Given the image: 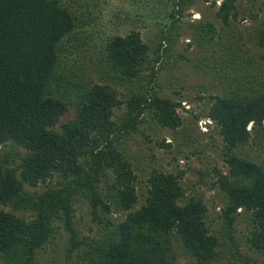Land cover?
Wrapping results in <instances>:
<instances>
[{
    "label": "trees",
    "instance_id": "trees-1",
    "mask_svg": "<svg viewBox=\"0 0 264 264\" xmlns=\"http://www.w3.org/2000/svg\"><path fill=\"white\" fill-rule=\"evenodd\" d=\"M99 2L0 0V264H39L58 228L64 255L48 264H264V159L246 152L264 150V0L255 9L221 0L216 25L185 24L184 50L200 55L192 66L209 68L217 82L207 95L197 88L202 108L189 113L221 142L223 172L212 167L197 180L209 177L220 195L218 228L201 196L185 193V171L156 168L139 180L125 152L142 124L178 134L183 86L173 99L158 79L185 56L169 59L164 30L150 44L133 29L101 31ZM191 3L166 0L171 32ZM155 145L170 148L163 139ZM82 206L80 231L74 218ZM240 223L259 261L241 260Z\"/></svg>",
    "mask_w": 264,
    "mask_h": 264
},
{
    "label": "rangeland",
    "instance_id": "rangeland-1",
    "mask_svg": "<svg viewBox=\"0 0 264 264\" xmlns=\"http://www.w3.org/2000/svg\"><path fill=\"white\" fill-rule=\"evenodd\" d=\"M100 23L98 29L111 33L118 28L119 33H125L129 30H136L140 33L143 42L150 44L153 36L158 31L164 30L172 39V45L169 50L170 60H174L177 55H184L185 60H177L175 66L169 71H164L158 79V83L162 85L165 91L161 93L167 97L175 99L172 91L178 90V84L183 86L181 106L184 110H177L178 115L182 121V127L176 135L164 129H157L151 123H145L139 126L137 133L131 135L125 144V152L130 156L133 168L139 180H144L151 169L159 168L162 171H185L182 179V187L186 194L199 195L207 206L208 213L206 220L210 221L212 226H217L218 220L216 216L221 206L220 195L217 190L209 189V177L203 178L201 185L197 183L199 178L198 172L210 173V169L215 167L223 172V162L219 151L221 150L220 139L213 133L212 126L208 125L206 121H196L192 119L189 112L193 114L198 113L202 105L196 101L197 88L199 86L205 87L207 90L201 92L200 95H207L216 91V79L212 78L209 68L203 72L199 68L192 66L191 62L199 58V54L191 47L185 49L186 43L189 41V36L186 31L185 24L201 20H209L215 25L217 24L214 18V11L221 0H192L191 5L185 11L189 17H184L179 21L178 29L173 32L169 29V21L166 18V0H99ZM214 2V6H211ZM242 9H249L250 7L259 6V0L251 5L247 0H238ZM169 10V9H167ZM116 17L115 19H113ZM264 19V5L262 11L258 14V20ZM239 29L246 31L250 25L246 21L238 23ZM166 74L173 75L176 82L172 85L166 84ZM170 81V79H168ZM215 87V88H213ZM124 92L122 88L118 89ZM65 117V116H64ZM67 118V117H66ZM63 118L62 121H65ZM164 140L168 143L170 148L168 150L158 148L155 141ZM188 141V142H187ZM180 151L181 154H176ZM250 155L259 156L264 159V150L258 149L256 151L253 147L247 148L246 151ZM189 155L185 160L182 156ZM175 157L176 160H171ZM85 208L82 206L79 211L75 213L74 221H76V228L82 231V226L87 224L85 215ZM82 217L83 219H80ZM246 232L243 223L236 226L235 240L238 245V251L241 255V260L244 257L249 260H260V257L251 253L246 249L244 244L243 234ZM65 234L58 228L55 239L46 248L45 251H40L37 254L39 264H48L52 262H59L64 255ZM185 260L178 258L176 264H183ZM225 259L221 258L216 264H224ZM238 264V263H237Z\"/></svg>",
    "mask_w": 264,
    "mask_h": 264
},
{
    "label": "clouds",
    "instance_id": "clouds-1",
    "mask_svg": "<svg viewBox=\"0 0 264 264\" xmlns=\"http://www.w3.org/2000/svg\"><path fill=\"white\" fill-rule=\"evenodd\" d=\"M208 124V123H207Z\"/></svg>",
    "mask_w": 264,
    "mask_h": 264
}]
</instances>
